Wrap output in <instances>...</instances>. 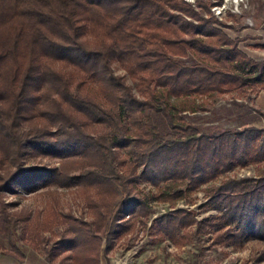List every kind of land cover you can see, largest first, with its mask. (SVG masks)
Wrapping results in <instances>:
<instances>
[{
	"label": "trees",
	"instance_id": "16d2710c",
	"mask_svg": "<svg viewBox=\"0 0 264 264\" xmlns=\"http://www.w3.org/2000/svg\"><path fill=\"white\" fill-rule=\"evenodd\" d=\"M210 6L201 0H0L1 233L12 224L4 191L74 183L92 220L70 212L18 216L23 240L34 247L46 242L49 261L66 253L71 264H99L102 245L111 248L136 221L147 224L150 201L172 207L152 227L174 242L210 227L218 241L264 242V168L255 176H224L264 163V127L205 133L181 114L195 110L181 97L264 89V60L250 58L215 26L224 23ZM188 54L196 61L178 59ZM94 123L105 130L93 134ZM40 155L63 159L25 163ZM143 182L154 191L142 193ZM203 185L200 206L214 214L197 218L193 209L175 207L179 200L194 203ZM56 223L65 227L48 244L41 232ZM12 249L22 261L17 246Z\"/></svg>",
	"mask_w": 264,
	"mask_h": 264
},
{
	"label": "rangeland",
	"instance_id": "374dc122",
	"mask_svg": "<svg viewBox=\"0 0 264 264\" xmlns=\"http://www.w3.org/2000/svg\"><path fill=\"white\" fill-rule=\"evenodd\" d=\"M186 1L194 5L198 0ZM201 1L211 3L212 15L224 23V25H214L221 28L231 39L237 40V47L240 50L254 60H264V0H241L239 3L232 0ZM178 59L190 63L196 61L190 54ZM112 67L116 73L124 74L126 81L135 89V81L128 77L120 62L113 61ZM258 95L264 96V89L248 88L246 91L192 94L181 97L180 101L193 106L194 112L184 111L181 114L205 133H218L225 129L238 130L248 126L264 127V109L256 104ZM152 116L157 126L165 130L166 124L162 115L154 112ZM89 130L93 134H98L105 128L94 123L89 126ZM73 157L75 156L70 155L65 158ZM61 159L63 158L40 155L29 157L25 163L58 165ZM262 168L264 163L237 166L224 176H255ZM206 186L208 185L201 186L194 194V203L186 204L183 200H179L175 207L193 209L197 218L214 214L215 211L205 210L200 206L206 200L203 190ZM14 187L13 191L3 193V200L8 204L7 209L12 224L7 234L0 232V264H71L70 258L64 257L66 253H61L54 260H47L44 251L46 242L38 244L37 247L25 242L22 238V222L18 216L49 219L55 213L70 212L83 220H92L93 216L77 186L72 183L69 186L44 187L31 184ZM139 189L144 194L154 191V187L147 182L139 184ZM149 206L147 224L143 225L140 221H136L132 230L113 241L111 248L104 250L102 245L99 264H264V258L260 259V253L264 248L263 241L244 238L237 245L218 241L214 237V227L196 235L190 233L195 229V226H192L188 230L189 237L177 239L175 242L170 240L154 231L152 221L172 207L159 201H150ZM125 218L130 219L127 216ZM64 227L65 225L56 223L51 231L44 230L41 234L49 239L48 244H51ZM13 244L23 254L22 261L16 258L12 249Z\"/></svg>",
	"mask_w": 264,
	"mask_h": 264
},
{
	"label": "crops",
	"instance_id": "0c3cea01",
	"mask_svg": "<svg viewBox=\"0 0 264 264\" xmlns=\"http://www.w3.org/2000/svg\"><path fill=\"white\" fill-rule=\"evenodd\" d=\"M256 104L260 105V107H262L264 109V96L262 95H258V97L256 98Z\"/></svg>",
	"mask_w": 264,
	"mask_h": 264
},
{
	"label": "bare ground",
	"instance_id": "6f19581e",
	"mask_svg": "<svg viewBox=\"0 0 264 264\" xmlns=\"http://www.w3.org/2000/svg\"><path fill=\"white\" fill-rule=\"evenodd\" d=\"M232 1L239 3L241 0H232Z\"/></svg>",
	"mask_w": 264,
	"mask_h": 264
}]
</instances>
